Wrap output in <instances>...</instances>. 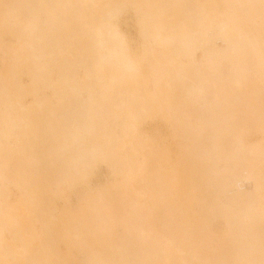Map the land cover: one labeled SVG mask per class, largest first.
Masks as SVG:
<instances>
[{"label":"bare ground","instance_id":"6f19581e","mask_svg":"<svg viewBox=\"0 0 264 264\" xmlns=\"http://www.w3.org/2000/svg\"><path fill=\"white\" fill-rule=\"evenodd\" d=\"M0 264H264V0H0Z\"/></svg>","mask_w":264,"mask_h":264},{"label":"rangeland","instance_id":"374dc122","mask_svg":"<svg viewBox=\"0 0 264 264\" xmlns=\"http://www.w3.org/2000/svg\"><path fill=\"white\" fill-rule=\"evenodd\" d=\"M115 24V27L125 39L124 49L129 52L128 54L130 57H134L135 53L138 52L139 38L137 34L136 17L133 11L128 8L126 11L117 15L115 17ZM216 45L220 47L223 46L221 41H217ZM146 121L143 124V128L146 130L149 136H155L157 145L156 148L162 149L165 146L173 148L174 143L168 137L167 124L159 117H156L154 121L150 119ZM253 138L255 137L253 136ZM113 182L114 178L110 173L108 166L105 163H100L98 167H96L93 176L88 181L89 189L86 192L91 194L102 187L110 186ZM82 188L78 185L75 186L73 191L70 192L69 197L67 196V199L69 198L67 202H64L61 196H57V206L61 207L62 209H76L77 198L81 199L84 196ZM242 188L247 192H251L253 189L252 181L247 180L246 182L242 183ZM257 212L258 210H254L252 214L256 215ZM217 224L220 225V221H217Z\"/></svg>","mask_w":264,"mask_h":264}]
</instances>
